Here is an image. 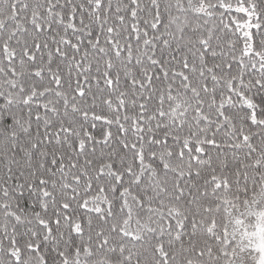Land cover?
<instances>
[{"label": "snow or ice", "instance_id": "obj_1", "mask_svg": "<svg viewBox=\"0 0 264 264\" xmlns=\"http://www.w3.org/2000/svg\"><path fill=\"white\" fill-rule=\"evenodd\" d=\"M0 264H264V0H0Z\"/></svg>", "mask_w": 264, "mask_h": 264}]
</instances>
